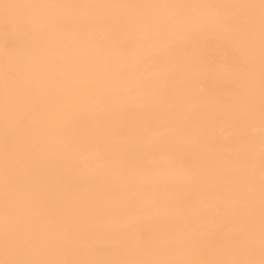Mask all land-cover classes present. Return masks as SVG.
<instances>
[{"label": "snow or ice", "instance_id": "1", "mask_svg": "<svg viewBox=\"0 0 264 264\" xmlns=\"http://www.w3.org/2000/svg\"><path fill=\"white\" fill-rule=\"evenodd\" d=\"M0 32V264H264V0H0Z\"/></svg>", "mask_w": 264, "mask_h": 264}, {"label": "bare ground", "instance_id": "2", "mask_svg": "<svg viewBox=\"0 0 264 264\" xmlns=\"http://www.w3.org/2000/svg\"><path fill=\"white\" fill-rule=\"evenodd\" d=\"M41 2H57V3H87V2H95V3H192V2H246V0H41ZM17 39L18 37L13 36L11 34L6 35L3 32H0V67H2L3 57L5 55L6 49L4 47L6 41H11ZM205 55L209 58H216L217 60H224L226 57V53L220 50H213L211 48L205 49ZM210 88H217L218 90H226L223 89L221 85H217L214 82H209L208 85ZM2 93H0V138L3 135V114H2ZM135 114L129 113L128 117L131 119ZM221 135L227 137L231 134V129L226 124H222L218 129ZM104 180L107 183L115 184L119 182V177L114 173L108 172L104 176ZM95 184H89L88 191H96ZM70 195L73 199L80 198V191L76 185L72 186Z\"/></svg>", "mask_w": 264, "mask_h": 264}]
</instances>
